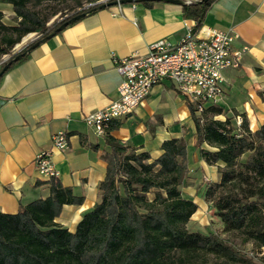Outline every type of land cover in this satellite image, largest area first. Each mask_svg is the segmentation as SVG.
Masks as SVG:
<instances>
[{
    "label": "crops",
    "instance_id": "1",
    "mask_svg": "<svg viewBox=\"0 0 264 264\" xmlns=\"http://www.w3.org/2000/svg\"><path fill=\"white\" fill-rule=\"evenodd\" d=\"M0 11L4 23V15L13 12L11 4L1 0ZM192 24L179 3L138 2L96 9L40 41L26 58L8 68L0 77V211L15 213L20 205L48 196L46 178L37 173L34 159L50 149L51 134L63 130L69 147L53 149L51 159L61 184L82 201L64 204L55 222L74 231L82 215L99 201L98 185L106 172L104 135L86 125L82 115L117 97L121 77L111 55L145 54L148 45L161 38L178 42ZM209 26L235 34L234 48L247 47L239 66L223 72L222 95L215 104L224 112L217 117L224 119L233 111L235 117L244 114L253 132L264 122L260 96L264 0H214L199 31ZM108 133L152 157L161 153L163 141L182 137L188 161L182 195L197 204L190 219L207 209L208 203L204 198L198 201L195 193L219 181L218 164L201 157L186 100L169 81L153 86L133 114L113 120Z\"/></svg>",
    "mask_w": 264,
    "mask_h": 264
},
{
    "label": "trees",
    "instance_id": "2",
    "mask_svg": "<svg viewBox=\"0 0 264 264\" xmlns=\"http://www.w3.org/2000/svg\"><path fill=\"white\" fill-rule=\"evenodd\" d=\"M1 1L11 4L16 23H4L0 11V56L24 35L41 34L1 64L21 54L8 68L26 58V50L61 23L100 5L85 6L46 27L47 18L30 7L38 0ZM180 1L183 15L193 21L192 31L198 32L214 0ZM142 3L149 6L152 1ZM260 96L264 101V90ZM186 103L201 157L218 164L219 181L205 185L204 199L212 203L225 231L240 233L264 256V201L258 197L264 193V122L252 132L244 114L237 125L235 111L220 119L217 116L224 110L215 103L200 113ZM104 140L108 149L102 155L106 172L98 185L99 201L82 215L75 230L62 227L55 218L64 204H80L82 197L57 176L50 177L48 196L20 205L15 213L0 211V264H254L219 235L186 228L197 204L179 189L188 176L182 137L163 141L157 157L122 144L108 131Z\"/></svg>",
    "mask_w": 264,
    "mask_h": 264
},
{
    "label": "built area",
    "instance_id": "3",
    "mask_svg": "<svg viewBox=\"0 0 264 264\" xmlns=\"http://www.w3.org/2000/svg\"><path fill=\"white\" fill-rule=\"evenodd\" d=\"M107 1L111 0H95L86 6ZM235 38L236 35L229 31L210 26L193 32L191 25L178 42L161 38L151 42L145 54L123 57L112 54L114 68L121 77L117 97L102 109L83 114V122L96 134L105 135L113 120L133 114L152 87L164 80L200 113L222 95L223 72L237 68L242 60L247 47L234 48ZM3 62L0 60V66ZM241 120V116L235 117L237 125ZM50 143V149L40 151L34 159L37 173L46 179L57 176L51 151H64L69 147L67 133L63 130L52 133Z\"/></svg>",
    "mask_w": 264,
    "mask_h": 264
},
{
    "label": "rangeland",
    "instance_id": "4",
    "mask_svg": "<svg viewBox=\"0 0 264 264\" xmlns=\"http://www.w3.org/2000/svg\"><path fill=\"white\" fill-rule=\"evenodd\" d=\"M39 2H32L30 7L38 12L41 16L46 17V27H50L56 24L58 21L66 18L74 12L84 8L87 3L84 1L76 2L75 0H38ZM4 21L6 24L16 23V17L13 12L4 15ZM40 32H31L24 35L21 40L16 43L8 54L0 56V60H7L12 55L17 54L24 50L30 43L36 40L40 36ZM1 67V66H0ZM246 154L241 158L244 160ZM205 183V181H202ZM212 183V182H210ZM179 189L182 194H185L186 188L184 185H180ZM205 187L195 193L198 201L204 198ZM152 196L151 193L148 195ZM259 199L264 201V193L258 196ZM205 200V199H204ZM207 209H201L192 219H190L186 228L189 231H198L204 234L214 233L219 235L230 247L243 253L247 257L251 258L254 264H264V256L258 252V249L250 241H246L243 236L235 231H225L220 219L215 215L214 208L210 201L205 200ZM209 207H212V211L209 212ZM208 210V211H207Z\"/></svg>",
    "mask_w": 264,
    "mask_h": 264
},
{
    "label": "water",
    "instance_id": "5",
    "mask_svg": "<svg viewBox=\"0 0 264 264\" xmlns=\"http://www.w3.org/2000/svg\"><path fill=\"white\" fill-rule=\"evenodd\" d=\"M144 1H152V2L153 1H165V2H171V3H179V4L181 3L180 0H112V1H107V2H104V3H100V5L97 7V9H102V8H106V7H110V6L122 5V4H127V3L144 2ZM82 16H83V14H78V15H75V16L69 18L68 20L64 21L51 34H49L45 39H47L51 35L55 34L56 32H59L60 30H62L63 28H65L68 24L74 22L75 20L81 18ZM45 39H43V40H45ZM38 43H39V41H37L34 44H32L26 50V52H29ZM20 56H21V54L15 55L13 58H11L9 61H7V63L0 68V75L8 68V66L11 63H13L14 61H16Z\"/></svg>",
    "mask_w": 264,
    "mask_h": 264
}]
</instances>
